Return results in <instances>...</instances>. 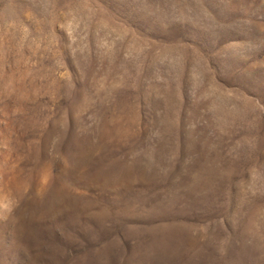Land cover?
<instances>
[{"label":"rangeland","instance_id":"rangeland-1","mask_svg":"<svg viewBox=\"0 0 264 264\" xmlns=\"http://www.w3.org/2000/svg\"><path fill=\"white\" fill-rule=\"evenodd\" d=\"M0 264H264V0H0Z\"/></svg>","mask_w":264,"mask_h":264}]
</instances>
